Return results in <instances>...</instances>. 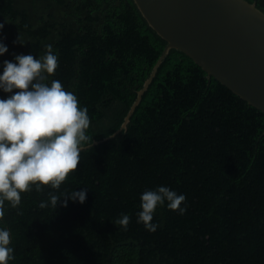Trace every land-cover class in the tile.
Wrapping results in <instances>:
<instances>
[{"label":"trees","instance_id":"16d2710c","mask_svg":"<svg viewBox=\"0 0 264 264\" xmlns=\"http://www.w3.org/2000/svg\"><path fill=\"white\" fill-rule=\"evenodd\" d=\"M0 24V65L52 45L58 67L45 82L74 92L93 137L60 189L5 202L9 264H264L262 110L172 49L117 132L167 45L134 0H0ZM157 186L184 194L187 210L158 206L149 232L136 214ZM81 188L83 204L40 207L49 192ZM121 214L127 229L115 225Z\"/></svg>","mask_w":264,"mask_h":264},{"label":"clouds","instance_id":"9594fccd","mask_svg":"<svg viewBox=\"0 0 264 264\" xmlns=\"http://www.w3.org/2000/svg\"><path fill=\"white\" fill-rule=\"evenodd\" d=\"M4 25L0 24V32ZM17 41H14L16 43ZM18 42H20L18 37ZM40 58L32 54L15 55L12 61L0 65V92L8 94L0 98V220L5 215V202L15 208L21 203V193L44 186L60 189L69 173L80 163L82 145L90 138L86 130L90 126L87 107L78 106L74 92L67 91L59 80L49 83L48 76L58 67V56L52 45ZM8 52V46L0 39V56ZM49 200L42 201L41 208L51 205L67 207L69 200L83 204L87 198L84 188L66 191L61 195L48 193ZM184 194L167 186L145 190L140 196L137 223L149 232L159 227L153 223L158 206L184 214L187 206ZM128 214H121L115 221L127 229ZM14 249L10 246V232L0 227V264L13 260Z\"/></svg>","mask_w":264,"mask_h":264},{"label":"water","instance_id":"95a60500","mask_svg":"<svg viewBox=\"0 0 264 264\" xmlns=\"http://www.w3.org/2000/svg\"><path fill=\"white\" fill-rule=\"evenodd\" d=\"M167 45L138 91L122 127L172 49L264 112V11L248 0H134ZM98 143V141H95Z\"/></svg>","mask_w":264,"mask_h":264}]
</instances>
